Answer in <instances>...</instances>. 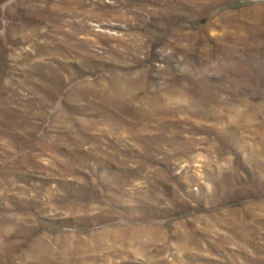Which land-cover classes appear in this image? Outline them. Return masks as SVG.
Segmentation results:
<instances>
[{"label": "rangeland", "instance_id": "374dc122", "mask_svg": "<svg viewBox=\"0 0 264 264\" xmlns=\"http://www.w3.org/2000/svg\"><path fill=\"white\" fill-rule=\"evenodd\" d=\"M0 264H264V0H0Z\"/></svg>", "mask_w": 264, "mask_h": 264}]
</instances>
